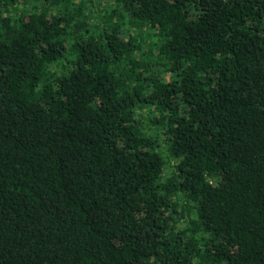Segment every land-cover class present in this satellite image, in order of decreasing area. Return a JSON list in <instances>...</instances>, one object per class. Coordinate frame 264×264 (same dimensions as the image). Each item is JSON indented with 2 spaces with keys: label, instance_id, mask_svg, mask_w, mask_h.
<instances>
[{
  "label": "trees",
  "instance_id": "1",
  "mask_svg": "<svg viewBox=\"0 0 264 264\" xmlns=\"http://www.w3.org/2000/svg\"><path fill=\"white\" fill-rule=\"evenodd\" d=\"M0 264H264V0H0Z\"/></svg>",
  "mask_w": 264,
  "mask_h": 264
},
{
  "label": "rangeland",
  "instance_id": "2",
  "mask_svg": "<svg viewBox=\"0 0 264 264\" xmlns=\"http://www.w3.org/2000/svg\"><path fill=\"white\" fill-rule=\"evenodd\" d=\"M97 12V11H96Z\"/></svg>",
  "mask_w": 264,
  "mask_h": 264
}]
</instances>
